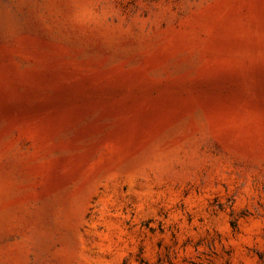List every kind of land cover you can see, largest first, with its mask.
<instances>
[{"label":"rangeland","instance_id":"rangeland-1","mask_svg":"<svg viewBox=\"0 0 264 264\" xmlns=\"http://www.w3.org/2000/svg\"><path fill=\"white\" fill-rule=\"evenodd\" d=\"M0 264H264V0H0Z\"/></svg>","mask_w":264,"mask_h":264}]
</instances>
